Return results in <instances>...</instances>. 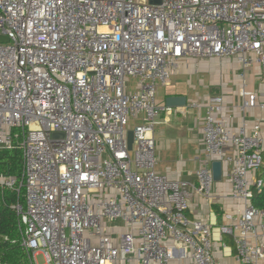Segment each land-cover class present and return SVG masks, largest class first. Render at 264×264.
Wrapping results in <instances>:
<instances>
[{"label": "built area", "instance_id": "2783aa9c", "mask_svg": "<svg viewBox=\"0 0 264 264\" xmlns=\"http://www.w3.org/2000/svg\"><path fill=\"white\" fill-rule=\"evenodd\" d=\"M0 0V148L23 156L22 245L32 264H216L232 237L241 264H261L264 209L252 178L264 167L258 129L231 127L213 96L202 130L209 155L229 169L243 206L220 225L191 219L195 193L210 200L212 167L197 183L157 170L155 129L171 108L158 102L190 59H235L264 70V0ZM137 81L135 89L129 79ZM244 111L264 99L240 89ZM136 121L132 149L127 133ZM222 168V170H223ZM18 186V187H17Z\"/></svg>", "mask_w": 264, "mask_h": 264}, {"label": "crops", "instance_id": "0c3cea01", "mask_svg": "<svg viewBox=\"0 0 264 264\" xmlns=\"http://www.w3.org/2000/svg\"><path fill=\"white\" fill-rule=\"evenodd\" d=\"M235 59L221 60L190 59L182 63L179 71L167 86L158 88V102L166 106L169 96L187 97V105L171 108L158 118L155 129L157 170L173 180L196 184V170L201 166L212 167L215 158L205 148L202 130L205 109L193 107L191 103L207 104L213 96L222 95L225 107L222 118L231 126L244 125L248 130L258 129L264 139V109L260 107L242 109L243 98L240 94L245 80L247 89L258 94L259 101L264 99V70L253 66L244 72ZM134 126L136 121H132ZM133 127H129L132 130ZM264 155V143H263ZM229 169L223 168L221 181H215L212 196L207 200L195 193L188 216L215 226L225 222L229 213L237 212L243 203L231 197L232 183ZM264 170L261 168L257 174ZM256 175V176H255ZM259 242L264 245V231L259 233ZM216 264H241L236 257V247L232 237L224 235L214 250ZM264 264V260L261 262Z\"/></svg>", "mask_w": 264, "mask_h": 264}, {"label": "trees", "instance_id": "16d2710c", "mask_svg": "<svg viewBox=\"0 0 264 264\" xmlns=\"http://www.w3.org/2000/svg\"><path fill=\"white\" fill-rule=\"evenodd\" d=\"M23 156L20 146L15 143L10 148H0V175L17 178L21 181ZM257 178L263 179L261 188L253 187L251 203L264 209V170ZM18 187V186H17ZM24 206V189L9 188L0 184V264H32L29 253L22 245L20 217L15 206Z\"/></svg>", "mask_w": 264, "mask_h": 264}, {"label": "water", "instance_id": "95a60500", "mask_svg": "<svg viewBox=\"0 0 264 264\" xmlns=\"http://www.w3.org/2000/svg\"><path fill=\"white\" fill-rule=\"evenodd\" d=\"M151 3H155L156 1H150ZM9 39L7 37L0 36V42H8ZM187 105V97L185 96H169L166 98V106L168 108H176V107H182ZM127 139H128V148L129 150L132 149L133 141H134V131L128 130L127 133ZM222 162L220 160H215L212 163V172L215 181H221L223 176V170H222Z\"/></svg>", "mask_w": 264, "mask_h": 264}, {"label": "rangeland", "instance_id": "374dc122", "mask_svg": "<svg viewBox=\"0 0 264 264\" xmlns=\"http://www.w3.org/2000/svg\"><path fill=\"white\" fill-rule=\"evenodd\" d=\"M136 83H137V81L135 79H133V78H130L129 79V85L130 86H133L134 87V86H136ZM134 89H135V87H134ZM132 121L130 122L129 127H133L134 126V123ZM34 259H35V264H46V260H45L44 255L42 253H37L35 255V258Z\"/></svg>", "mask_w": 264, "mask_h": 264}]
</instances>
